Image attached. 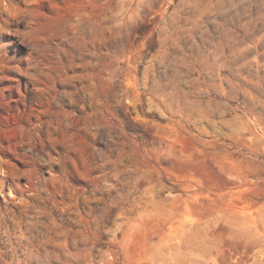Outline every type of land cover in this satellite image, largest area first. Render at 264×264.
<instances>
[{
    "label": "rangeland",
    "instance_id": "374dc122",
    "mask_svg": "<svg viewBox=\"0 0 264 264\" xmlns=\"http://www.w3.org/2000/svg\"><path fill=\"white\" fill-rule=\"evenodd\" d=\"M0 264H264V0H0Z\"/></svg>",
    "mask_w": 264,
    "mask_h": 264
}]
</instances>
